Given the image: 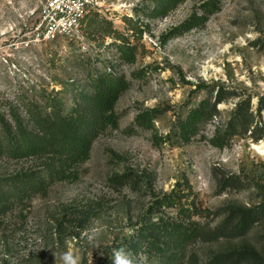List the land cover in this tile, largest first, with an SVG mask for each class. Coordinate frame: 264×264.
I'll return each instance as SVG.
<instances>
[{
    "label": "rangeland",
    "instance_id": "obj_1",
    "mask_svg": "<svg viewBox=\"0 0 264 264\" xmlns=\"http://www.w3.org/2000/svg\"><path fill=\"white\" fill-rule=\"evenodd\" d=\"M95 1L78 30L51 40L38 36L46 0H0V119L12 121V108L26 118L28 102L43 113L54 105L67 115L78 104L90 113L78 91L93 92L104 72L128 83L115 105L118 126L98 133L78 177L50 182L0 212V264H63L69 250L79 264L111 263L121 247L143 254L140 264H200L245 247L264 256V0ZM194 15L206 16L165 39ZM123 36L134 62L120 57ZM201 83L224 97V124L236 103L251 98V125L238 127L229 146L210 142L212 124L190 140L179 134V120L210 95ZM151 108L154 125L139 127L137 114ZM44 162L2 155L0 176H46ZM167 193L175 203L160 206ZM233 206L252 210V219L257 212L248 232L186 240L164 230L192 220L215 229L231 221Z\"/></svg>",
    "mask_w": 264,
    "mask_h": 264
},
{
    "label": "trees",
    "instance_id": "obj_2",
    "mask_svg": "<svg viewBox=\"0 0 264 264\" xmlns=\"http://www.w3.org/2000/svg\"><path fill=\"white\" fill-rule=\"evenodd\" d=\"M181 1L160 0L159 3L169 2L176 5ZM208 4L206 3L203 7L206 13L209 11ZM205 16H191L166 34L165 39L177 32L180 27L190 28L199 24ZM108 23L111 25V22ZM126 23L129 30L135 29L131 17L127 18ZM122 39L125 44L119 46L121 59L134 62L136 59L134 47L130 44L128 37L123 36ZM97 79L92 83L93 92H77L80 99L88 101L92 105L90 113L82 110L80 104H78L79 108H75L67 115H62L54 105L50 112L43 113L35 105L36 103L28 102L26 118L20 114L18 108H12L10 110L12 121H5L4 117L0 119V156L16 159L43 158L47 172L46 176H42L41 171L35 170L0 176V212L8 211L22 199L47 189L50 182L76 179L78 177L77 166L90 157L98 133L108 126H118L120 114L116 112L115 105L128 87V83L115 79L105 72ZM198 87L207 89L210 95L191 107L186 116L179 120L178 129L181 138L190 140L202 126L212 124L214 130L210 142L219 148L229 146L238 127L248 129L251 125L253 118L251 98L248 96L246 100L236 103L232 117L224 124L220 119L221 110L219 108V104L225 101L224 97L221 94L212 96L211 86L205 83L199 84ZM263 106L264 103L258 107V111H261ZM156 111L158 110L151 108L140 112L135 118V123L139 127L151 128L154 125L153 119ZM260 138H262V134L255 140ZM231 179H225L221 184L227 186ZM158 201L160 206H171L175 203L171 193L164 194ZM251 212L252 210L248 208L233 206L228 216V221H231L221 223L215 229H211L209 225L205 227L201 222L192 220L189 225H181L179 222L166 223L164 230L166 233L175 234V239L194 240L200 237L206 239V235L219 239L227 233L226 231L230 233L248 232V227L252 225L250 222L254 223L257 214L253 210L252 219ZM248 260H252L250 264H264V256L255 248L247 247L230 249L200 264H244ZM97 264L111 263L101 261Z\"/></svg>",
    "mask_w": 264,
    "mask_h": 264
},
{
    "label": "built area",
    "instance_id": "obj_3",
    "mask_svg": "<svg viewBox=\"0 0 264 264\" xmlns=\"http://www.w3.org/2000/svg\"><path fill=\"white\" fill-rule=\"evenodd\" d=\"M95 0H46L41 10L38 36L54 40L78 30Z\"/></svg>",
    "mask_w": 264,
    "mask_h": 264
},
{
    "label": "clouds",
    "instance_id": "obj_4",
    "mask_svg": "<svg viewBox=\"0 0 264 264\" xmlns=\"http://www.w3.org/2000/svg\"><path fill=\"white\" fill-rule=\"evenodd\" d=\"M91 239V237H89ZM146 258L143 254L136 255L124 247L113 250L111 264H140ZM63 264H79L78 258L71 250L65 252L62 256Z\"/></svg>",
    "mask_w": 264,
    "mask_h": 264
},
{
    "label": "bare ground",
    "instance_id": "obj_5",
    "mask_svg": "<svg viewBox=\"0 0 264 264\" xmlns=\"http://www.w3.org/2000/svg\"><path fill=\"white\" fill-rule=\"evenodd\" d=\"M254 146H255V148H257V149H258V148H260L262 145H261V146H259V145H255V144H254Z\"/></svg>",
    "mask_w": 264,
    "mask_h": 264
}]
</instances>
